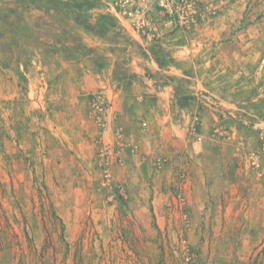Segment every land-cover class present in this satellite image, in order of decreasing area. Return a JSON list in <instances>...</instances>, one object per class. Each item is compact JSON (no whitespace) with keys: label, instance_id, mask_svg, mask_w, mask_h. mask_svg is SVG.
I'll use <instances>...</instances> for the list:
<instances>
[{"label":"rangeland","instance_id":"374dc122","mask_svg":"<svg viewBox=\"0 0 264 264\" xmlns=\"http://www.w3.org/2000/svg\"><path fill=\"white\" fill-rule=\"evenodd\" d=\"M206 1L204 21L228 7L238 20L231 34L219 42L236 36L264 41V29H260L264 28V0ZM41 2L74 5L82 11L84 4H93L92 0H0V27L5 28L6 17L14 20L10 12L18 6L35 7ZM104 8L101 1L95 3V11L118 23ZM255 24L259 29L239 36ZM161 31L156 41L162 38ZM182 32L189 40L201 36L199 30ZM209 36L215 35L211 32ZM230 49L232 56L238 54V48ZM259 49L253 45L243 52L258 80L248 78L242 84L264 92V79L256 66L263 54ZM8 67L0 58L1 264H264V142L260 136L264 125L259 124L254 107L236 111L254 120L251 125L242 122L240 133H235L233 122H226L229 116L235 118L227 111L209 127L206 165L212 173L221 165L225 178L200 190L189 165H178L166 189L169 200L157 216L151 198L144 202L155 183L153 173L142 167L132 172L125 165L129 160L120 154L106 169L99 166L97 153L89 167L75 154L52 150L47 142L50 136L40 134V122L36 128L37 122L5 120L7 111L15 114L22 106L16 101L20 86L21 90L26 87L23 77L19 88L5 82L11 72ZM147 126L141 122L142 128ZM229 154L235 159L230 161L233 171L227 180L222 157L229 161ZM161 162L157 159V166Z\"/></svg>","mask_w":264,"mask_h":264},{"label":"crops","instance_id":"0c3cea01","mask_svg":"<svg viewBox=\"0 0 264 264\" xmlns=\"http://www.w3.org/2000/svg\"><path fill=\"white\" fill-rule=\"evenodd\" d=\"M51 5H17L10 12L14 20L6 17L5 28L0 27V58L11 70L5 82L18 88L19 78L26 82L15 100L22 106L15 114L7 111L5 120L37 122L36 128L40 122V134L50 136L47 142L52 150L75 154L89 167L96 161L100 142L113 139L112 129L121 125L125 142L116 153L129 160L125 165L132 172L142 167L154 174L155 183L144 202L151 198L157 216L169 200L166 189L178 165H189L200 190L225 178L221 165L214 173L206 165L209 127L220 122L221 113L227 111L235 118L229 116L226 122H233L235 133H240L242 122L251 125L254 121L249 114L236 112L247 106L255 108L259 124L264 125V92L242 84V80L256 78L252 63L243 55L253 45L263 52L256 66L264 79V41L238 40L236 36L219 42L237 27L229 7L194 28L201 31L199 39L184 38L181 29L162 20V38L144 44L121 22L100 15L93 5L84 11L74 5ZM259 26L249 25L238 35L251 34ZM211 32L215 36L206 38ZM232 47L238 48L236 56L228 53ZM94 92L111 99L105 129L89 116ZM4 96L6 101L8 96ZM196 116L200 124L193 135ZM141 122L148 126L142 128ZM226 157L229 161L222 157V162L230 180V161L235 156ZM157 159L162 161L158 166Z\"/></svg>","mask_w":264,"mask_h":264},{"label":"built area","instance_id":"2783aa9c","mask_svg":"<svg viewBox=\"0 0 264 264\" xmlns=\"http://www.w3.org/2000/svg\"><path fill=\"white\" fill-rule=\"evenodd\" d=\"M95 1V0H94ZM105 6L104 13L115 16L130 33L142 40L144 44L154 43L159 34V23L166 20L174 29L191 30L200 25L207 17L206 0H96ZM155 13V14H154ZM208 99L207 94H202ZM89 116L100 127L106 128L107 114L111 99L103 92L90 95ZM199 117L194 118L191 133L198 132ZM123 128L117 126L112 129L113 139L103 140L98 151V164L106 168L111 159H116V152L124 145L125 134ZM264 142V129L260 133ZM118 157V156H117ZM251 159L256 158L251 156ZM264 175V174H263Z\"/></svg>","mask_w":264,"mask_h":264},{"label":"trees","instance_id":"16d2710c","mask_svg":"<svg viewBox=\"0 0 264 264\" xmlns=\"http://www.w3.org/2000/svg\"><path fill=\"white\" fill-rule=\"evenodd\" d=\"M88 1H89V0H88ZM88 1L86 0V2H88ZM92 2H93V4H90V2L84 4L85 7L88 8V7L91 6V5L95 6V3H96V4H99V2L94 1V0H92ZM84 3H85V2H84ZM81 6H82V4L79 5V7H81ZM154 217H155V216H154ZM154 225H155V227H156V224H155V223H154ZM0 264H1V263H0Z\"/></svg>","mask_w":264,"mask_h":264}]
</instances>
